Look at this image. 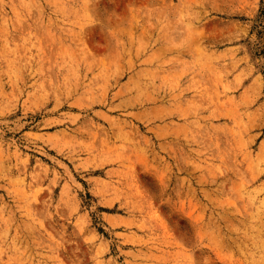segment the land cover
Listing matches in <instances>:
<instances>
[{
    "label": "rangeland",
    "instance_id": "374dc122",
    "mask_svg": "<svg viewBox=\"0 0 264 264\" xmlns=\"http://www.w3.org/2000/svg\"><path fill=\"white\" fill-rule=\"evenodd\" d=\"M0 264H264V0H0Z\"/></svg>",
    "mask_w": 264,
    "mask_h": 264
}]
</instances>
